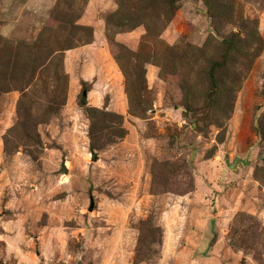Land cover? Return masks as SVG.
<instances>
[{
  "label": "rangeland",
  "instance_id": "374dc122",
  "mask_svg": "<svg viewBox=\"0 0 264 264\" xmlns=\"http://www.w3.org/2000/svg\"><path fill=\"white\" fill-rule=\"evenodd\" d=\"M0 264H264V0H0Z\"/></svg>",
  "mask_w": 264,
  "mask_h": 264
},
{
  "label": "trees",
  "instance_id": "16d2710c",
  "mask_svg": "<svg viewBox=\"0 0 264 264\" xmlns=\"http://www.w3.org/2000/svg\"><path fill=\"white\" fill-rule=\"evenodd\" d=\"M85 90H87V89H85ZM82 91H83V90H82ZM85 95H86V91H83L82 96H81V100H82V101H84V97H85Z\"/></svg>",
  "mask_w": 264,
  "mask_h": 264
},
{
  "label": "water",
  "instance_id": "95a60500",
  "mask_svg": "<svg viewBox=\"0 0 264 264\" xmlns=\"http://www.w3.org/2000/svg\"><path fill=\"white\" fill-rule=\"evenodd\" d=\"M92 159H95V155H92ZM62 167H63L64 170H65L64 164L62 165Z\"/></svg>",
  "mask_w": 264,
  "mask_h": 264
}]
</instances>
